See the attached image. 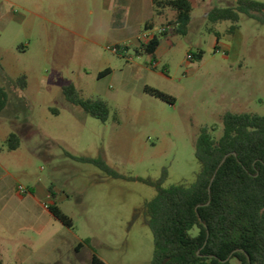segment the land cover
<instances>
[{"label":"rangeland","instance_id":"374dc122","mask_svg":"<svg viewBox=\"0 0 264 264\" xmlns=\"http://www.w3.org/2000/svg\"><path fill=\"white\" fill-rule=\"evenodd\" d=\"M12 1L0 0V86L8 96L0 133L16 134L20 144L10 152L0 140V149L14 190L35 192L31 226L0 227L3 264H91L93 254L105 264H150L144 205L156 191L140 180L157 183L166 171L163 188L191 185L200 170L194 152L202 128L217 139L226 111L264 115V25L240 15L230 35L232 23L208 21L213 8L237 0H191L185 36L168 26L172 12L154 15L150 0ZM161 29L167 35L152 59L141 45ZM199 50L201 61L188 59ZM70 85L83 100L105 101L107 121L68 103L62 89ZM78 159L102 160L119 177ZM53 204L72 229L48 212ZM86 239L91 248L75 252Z\"/></svg>","mask_w":264,"mask_h":264},{"label":"trees","instance_id":"16d2710c","mask_svg":"<svg viewBox=\"0 0 264 264\" xmlns=\"http://www.w3.org/2000/svg\"><path fill=\"white\" fill-rule=\"evenodd\" d=\"M151 3L155 16L173 12L168 26L175 34L187 35L192 13L189 0H151ZM240 15L264 25V3L237 0L234 7L213 8L207 18L211 23H232L228 33L234 35ZM149 29L150 22L145 25V30ZM166 35L164 30L154 36L141 45L142 50L155 59V52ZM215 40L216 51L219 34H215ZM189 56L199 62L203 52L199 50ZM25 84L24 76L17 79L21 90ZM146 92L173 103L172 98L156 90ZM62 94L68 103L94 119L105 122L110 116L105 101L83 100L72 85L64 87ZM7 104V93L0 86V114ZM221 122L222 131L217 139L207 127L201 129L194 152L200 170L191 185L163 188L166 171L157 183L140 180L156 191V196L144 205L153 237L150 264H229L233 259L239 264H264V115L226 111ZM19 144L16 134L8 136L9 151L16 150ZM78 160L98 167L112 178L119 177L102 160ZM47 192L51 199L55 196L52 187ZM47 210L65 228H73L71 219L55 204L47 206ZM84 246L91 248L90 240L78 243L75 252ZM0 264H3L1 260ZM91 264L105 263L93 254Z\"/></svg>","mask_w":264,"mask_h":264},{"label":"crops","instance_id":"0c3cea01","mask_svg":"<svg viewBox=\"0 0 264 264\" xmlns=\"http://www.w3.org/2000/svg\"><path fill=\"white\" fill-rule=\"evenodd\" d=\"M1 1L9 5L14 4L12 0H1ZM189 1L191 3V0ZM150 4H151V9L153 11V5L151 3V0H150ZM140 5H142V3ZM0 8H4V7L0 6ZM147 23L148 22H146L145 25ZM161 46L162 45L160 42V45L155 52V55L161 50ZM9 135L10 134L4 136L0 133V140L2 141L7 140ZM3 154H4V150L1 148L0 149V224H2V226L0 227H4L5 229H15L16 227H18V225L22 224V227H24L23 229L27 227L29 228L31 226L30 200H31V194H34L35 190L31 187H26L24 189L27 190V193L24 195H21L18 189H16V191L14 190V177L7 171V168L3 163ZM47 193H46L47 195L46 197L48 199H51L49 194ZM22 249L24 250L25 253H30V250H27L24 246L22 247ZM0 260L3 263V260L1 258Z\"/></svg>","mask_w":264,"mask_h":264},{"label":"built area","instance_id":"2783aa9c","mask_svg":"<svg viewBox=\"0 0 264 264\" xmlns=\"http://www.w3.org/2000/svg\"><path fill=\"white\" fill-rule=\"evenodd\" d=\"M165 29H161L159 32H158V34H160L161 32H163ZM155 36V35H154ZM154 36H151V39L154 37ZM116 52V51H115ZM188 57V59H191V57L188 55L187 56ZM18 191H19V193L21 194V195H24V194H26L27 193V190L26 189H24L22 186H19L18 187Z\"/></svg>","mask_w":264,"mask_h":264},{"label":"water","instance_id":"95a60500","mask_svg":"<svg viewBox=\"0 0 264 264\" xmlns=\"http://www.w3.org/2000/svg\"><path fill=\"white\" fill-rule=\"evenodd\" d=\"M225 158H226V157H225ZM225 158L223 159V161H222V162H224Z\"/></svg>","mask_w":264,"mask_h":264}]
</instances>
